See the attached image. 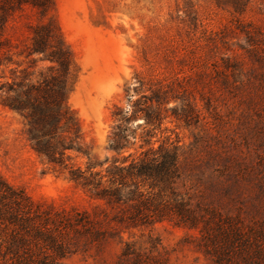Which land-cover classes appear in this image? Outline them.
I'll return each instance as SVG.
<instances>
[{"label": "rangeland", "instance_id": "374dc122", "mask_svg": "<svg viewBox=\"0 0 264 264\" xmlns=\"http://www.w3.org/2000/svg\"><path fill=\"white\" fill-rule=\"evenodd\" d=\"M50 17L73 54L69 103L94 156H113L107 146L114 113L130 109V95L136 100L151 90H175L168 95L176 100L155 107L162 124L132 121L136 149L148 130L155 147L179 145V189L194 204L243 234L264 226V0H55ZM40 21L32 10L17 15L24 32L23 24ZM5 74L11 76L10 68ZM25 129L23 117L0 99V175L44 207L93 212L83 191L48 170ZM73 156L85 166V157ZM122 234L123 240H110L101 251L77 253L63 263L118 264L130 241L147 255L161 253L168 264H217L199 250L204 242L198 231L165 223ZM225 251L223 264H264L256 257H264L263 240L244 238Z\"/></svg>", "mask_w": 264, "mask_h": 264}, {"label": "trees", "instance_id": "16d2710c", "mask_svg": "<svg viewBox=\"0 0 264 264\" xmlns=\"http://www.w3.org/2000/svg\"><path fill=\"white\" fill-rule=\"evenodd\" d=\"M54 8L55 0H0L1 105L23 117L31 148L49 171L83 191L94 209L60 212L44 207L0 175V264H64L69 256L101 251L110 240H123V232L165 223L198 231L200 238L191 237L204 242L199 250L214 256L217 264L227 259L226 249L244 238L264 241L263 225L243 234L237 226L216 221L215 211L194 204L179 189L183 180L179 145L155 147V134L148 130L136 149L138 134L131 129L132 121L143 118L147 127L162 124L155 107L176 100L168 95L175 90H151V96L136 100L130 95V109L117 107L114 113L116 125L107 146L113 156L100 160L92 154L69 103L74 59L50 17ZM27 10L35 11L41 21L23 24L24 32L17 15ZM25 63L29 66L23 67ZM45 64L49 66L40 67ZM9 68L10 77L5 74ZM74 154L87 159L84 167L75 162ZM256 257L264 258L262 252ZM118 264L168 263L161 253L147 255L127 241Z\"/></svg>", "mask_w": 264, "mask_h": 264}]
</instances>
